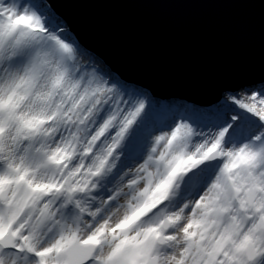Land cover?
<instances>
[{
	"label": "snow or ice",
	"instance_id": "snow-or-ice-1",
	"mask_svg": "<svg viewBox=\"0 0 264 264\" xmlns=\"http://www.w3.org/2000/svg\"><path fill=\"white\" fill-rule=\"evenodd\" d=\"M0 264H264V83L158 105L49 0H0Z\"/></svg>",
	"mask_w": 264,
	"mask_h": 264
},
{
	"label": "water",
	"instance_id": "water-1",
	"mask_svg": "<svg viewBox=\"0 0 264 264\" xmlns=\"http://www.w3.org/2000/svg\"><path fill=\"white\" fill-rule=\"evenodd\" d=\"M119 76L157 99L216 102L264 81V0H49Z\"/></svg>",
	"mask_w": 264,
	"mask_h": 264
},
{
	"label": "rangeland",
	"instance_id": "rangeland-1",
	"mask_svg": "<svg viewBox=\"0 0 264 264\" xmlns=\"http://www.w3.org/2000/svg\"><path fill=\"white\" fill-rule=\"evenodd\" d=\"M259 83H262V82H257V83L251 84L248 87L255 86V85L259 84ZM240 90H242V89L235 90L232 93L240 92ZM227 93H229V92L221 93L220 98L216 102L209 103V104H206V105L193 104L192 101H174V100H169V99H164V100H167L168 103H164V102L161 101V102H159L157 104L158 105H167L169 107H172V106L183 107L184 105H190V106H192L193 109L208 110V109H211V108L217 106L218 104H220V102L226 98V94Z\"/></svg>",
	"mask_w": 264,
	"mask_h": 264
},
{
	"label": "trees",
	"instance_id": "trees-1",
	"mask_svg": "<svg viewBox=\"0 0 264 264\" xmlns=\"http://www.w3.org/2000/svg\"><path fill=\"white\" fill-rule=\"evenodd\" d=\"M153 99L155 100L156 103H159L161 101L164 102V103H168V101L167 100H164V99H157V98H154V97H153ZM193 104H195V103H193Z\"/></svg>",
	"mask_w": 264,
	"mask_h": 264
},
{
	"label": "bare ground",
	"instance_id": "bare-ground-1",
	"mask_svg": "<svg viewBox=\"0 0 264 264\" xmlns=\"http://www.w3.org/2000/svg\"><path fill=\"white\" fill-rule=\"evenodd\" d=\"M262 83H264V81H262ZM248 87H244V88H237V89H235V90H238V89H242V90H240V92H243V90H245V89H247ZM235 90H233V91H235ZM233 91H229V90H226V91H222V93L224 92H233Z\"/></svg>",
	"mask_w": 264,
	"mask_h": 264
}]
</instances>
